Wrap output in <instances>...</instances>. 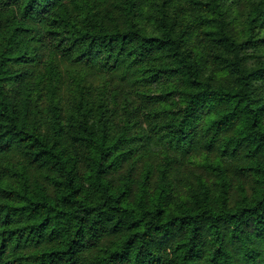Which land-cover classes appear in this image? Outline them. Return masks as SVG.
I'll return each mask as SVG.
<instances>
[{
    "label": "trees",
    "instance_id": "16d2710c",
    "mask_svg": "<svg viewBox=\"0 0 264 264\" xmlns=\"http://www.w3.org/2000/svg\"><path fill=\"white\" fill-rule=\"evenodd\" d=\"M0 264H264V0H0Z\"/></svg>",
    "mask_w": 264,
    "mask_h": 264
}]
</instances>
